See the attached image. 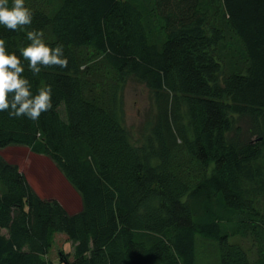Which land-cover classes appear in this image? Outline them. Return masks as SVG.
I'll return each mask as SVG.
<instances>
[{
	"label": "trees",
	"instance_id": "16d2710c",
	"mask_svg": "<svg viewBox=\"0 0 264 264\" xmlns=\"http://www.w3.org/2000/svg\"><path fill=\"white\" fill-rule=\"evenodd\" d=\"M25 6L30 26L0 25L8 52L42 30L68 67L33 75L23 61L53 107L37 121L0 112V149L52 159L82 208L43 198L0 156V264H57L58 234L75 245L60 264H264V0ZM130 81L152 103L141 148L125 126Z\"/></svg>",
	"mask_w": 264,
	"mask_h": 264
},
{
	"label": "clouds",
	"instance_id": "9594fccd",
	"mask_svg": "<svg viewBox=\"0 0 264 264\" xmlns=\"http://www.w3.org/2000/svg\"><path fill=\"white\" fill-rule=\"evenodd\" d=\"M33 12L25 6V0H0V25L11 31L30 26ZM26 38L30 42L20 49V55L8 52L6 40L0 38V112L7 111L10 117H26L37 121L42 113L52 109L53 88L45 85L32 92L31 82L24 76L23 61H28V69L38 75L43 68L68 67V58L64 55V46H49L42 30L27 31ZM21 57L23 59H21ZM84 66H81L83 69Z\"/></svg>",
	"mask_w": 264,
	"mask_h": 264
},
{
	"label": "rangeland",
	"instance_id": "374dc122",
	"mask_svg": "<svg viewBox=\"0 0 264 264\" xmlns=\"http://www.w3.org/2000/svg\"><path fill=\"white\" fill-rule=\"evenodd\" d=\"M123 99L125 126L134 146L141 148L144 141L142 132L146 125L147 115L152 108L150 94L143 85L130 81L123 92ZM0 156L12 164L18 165L40 196L45 199L57 200L70 213L81 210L80 195L66 180L52 159L36 155L24 146L0 149ZM74 246V243L66 235L58 234L48 257L60 264L63 258L61 254L64 257L72 255Z\"/></svg>",
	"mask_w": 264,
	"mask_h": 264
}]
</instances>
